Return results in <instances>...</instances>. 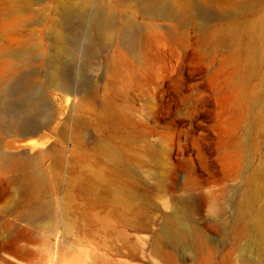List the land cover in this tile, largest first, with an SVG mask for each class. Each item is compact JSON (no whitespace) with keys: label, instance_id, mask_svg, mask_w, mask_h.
<instances>
[{"label":"rangeland","instance_id":"rangeland-1","mask_svg":"<svg viewBox=\"0 0 264 264\" xmlns=\"http://www.w3.org/2000/svg\"><path fill=\"white\" fill-rule=\"evenodd\" d=\"M59 1L0 0V52L52 37ZM84 1L62 25L79 52L100 37ZM103 1L120 27L134 19L136 51L105 45L92 67L76 54L85 94L35 82L62 107L57 128L0 141L38 157L41 202L70 224L24 218L27 173H0V264H264V0L241 17L243 0H168L164 18ZM175 4L195 14L176 18Z\"/></svg>","mask_w":264,"mask_h":264},{"label":"bare ground","instance_id":"bare-ground-1","mask_svg":"<svg viewBox=\"0 0 264 264\" xmlns=\"http://www.w3.org/2000/svg\"><path fill=\"white\" fill-rule=\"evenodd\" d=\"M118 1L123 2L124 6H128L132 1L135 7L148 15L159 18L168 15L167 11L164 10L166 9L165 6H168V0ZM259 1L243 0L238 5L236 15L241 17L251 12ZM84 4V0H60L56 7L58 17L51 18L48 23L52 37H36L35 40L25 38L16 48H6V50L0 52V123L3 124H0V141L5 140L6 136L21 134L22 129H26L25 127L28 126L31 127L30 131L27 128L29 134H36L42 129L55 130L57 128L62 107L51 103L47 98L44 99L46 96L42 97L38 94L37 91L40 89L35 88V82L39 81L44 89L66 92L73 98L81 96V93H84L88 88L85 84L86 81L80 79L81 83L78 82L79 74H81L76 69L78 65L75 67L74 64L70 63V60L75 59L76 54L80 55V60L88 62L92 67V65H95L96 52L105 45L122 44L131 51H136L137 35L134 19L132 16L125 17L120 27L114 18L115 9L103 0L92 2L94 13L91 23L93 30L100 37H93L94 35L83 37L85 42V51L83 52L75 49L78 37L66 38L65 42L62 25L73 14L82 17ZM194 14V10L175 4V12L172 15L176 18H188ZM232 30L235 31V29ZM67 45L71 46V50H66ZM26 79H30L28 84H25ZM17 87L19 91L15 90ZM17 94H20L21 97L18 98ZM93 95L94 93L91 97ZM95 97L97 96L95 95ZM67 119L61 123L64 126L58 134L62 143L67 136L65 127ZM75 124L79 127L81 121L76 120ZM20 130L22 131L20 132ZM72 137L74 138V147H76L77 137L75 135ZM61 150L64 152L65 148L62 146ZM6 152L0 150V173L6 174L7 170L27 173L24 190L28 204L23 217L37 220L50 216V223H48L50 228H54L55 225L60 223V226L66 230L70 222H67L63 215H59L58 218L56 215H51L46 205L41 202L42 180L44 177L35 166L38 157L28 158L26 155H23L25 157H16ZM252 220L255 227L258 228L257 233L260 235L263 218L261 215L256 214ZM0 259L3 262L6 261L5 257Z\"/></svg>","mask_w":264,"mask_h":264}]
</instances>
